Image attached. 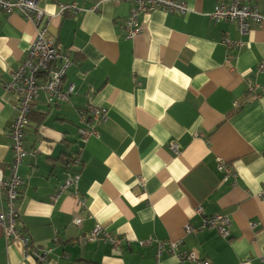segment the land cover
I'll use <instances>...</instances> for the list:
<instances>
[{"label":"crops","instance_id":"obj_1","mask_svg":"<svg viewBox=\"0 0 264 264\" xmlns=\"http://www.w3.org/2000/svg\"><path fill=\"white\" fill-rule=\"evenodd\" d=\"M36 1L51 15L60 3L77 2L86 10L55 18L48 28V38L71 52L64 79V88L75 87L69 103L47 106L39 97L25 131L17 228L34 245L52 250L42 264H157L146 241H181L183 250L210 264H264L258 261L264 251V73L256 71L264 59V0H244L263 18L245 34L235 23L210 20L222 0H181L188 13L141 16L143 31L132 40L121 27L127 3ZM94 6L97 11H90ZM34 34L19 14L0 12L4 175L12 159L8 130L17 97L3 85ZM226 38L243 43L231 50L230 63ZM254 85L260 97L247 101ZM88 106L107 109V119L83 143L77 129ZM79 149L77 197L85 210L78 209L72 189L53 201L68 172L65 162ZM219 162L236 178L224 182ZM218 213L229 218V240L210 230L185 234V226L198 228ZM98 223L123 245L87 241ZM0 264L39 263L24 256L18 241L6 240L0 227ZM158 264L180 263L163 253Z\"/></svg>","mask_w":264,"mask_h":264},{"label":"built area","instance_id":"obj_2","mask_svg":"<svg viewBox=\"0 0 264 264\" xmlns=\"http://www.w3.org/2000/svg\"><path fill=\"white\" fill-rule=\"evenodd\" d=\"M114 4H129V13L123 19L121 27L125 37L132 40L143 31L139 18L160 10L170 14L184 15L189 9L181 0H109ZM55 15L48 14L38 7L36 0H0V12L5 15L19 14L34 28V39L27 51L26 56L10 73L9 80L3 85L6 92L13 93L17 97L16 116L9 126L8 137L10 139L11 162L6 166V175L0 169V227L6 240L18 241L23 247L26 258H32L37 263H44L51 253V249L34 245L30 238L22 234L17 228L18 203L21 190L25 181L20 175L19 169L23 160L28 155L24 149L25 131L30 123V115L34 110L39 97L43 98L47 106H58L69 103L70 96L75 87L69 84L64 88V79L67 70L73 65L71 52L48 38V28L51 21L63 16H75L85 12L77 2L60 3L57 5ZM97 11L94 6L90 9ZM209 18L214 23H235L241 34H245L261 23L262 16L256 6L247 4L244 0H222L218 2ZM223 45L227 48L228 56L226 62L230 63L231 50L240 48L243 43L230 39H223ZM257 73H264V59L256 68ZM259 86L254 85L248 89L247 101L258 99L260 94L256 92ZM107 109L103 107L88 106L80 116L77 129L80 142L85 143L91 136L96 135L97 128L106 121ZM170 150L177 154L178 147L175 142L170 143ZM82 149H79L71 157L67 158V175L63 183L57 188L53 201L59 199L67 190L72 189L77 201L78 209L85 210L84 200L77 197V189L82 169ZM219 171L223 172V181L236 178L231 168L223 162L218 163ZM259 196L264 198V191ZM201 208L197 209L201 213ZM82 220L74 219V224L79 226ZM230 221L224 214H215L206 217L198 228L190 225L185 226L184 232L197 234L202 231H213L223 240L230 239ZM89 242L106 244L113 249L120 248L125 240L107 231L101 224H95L86 236ZM56 241V239H54ZM144 246L155 248V259L157 264L163 253L175 257L180 264H210L209 261L199 258L193 251L183 250L181 241L177 242H143ZM258 261L264 262V251L258 256ZM249 263V260H247Z\"/></svg>","mask_w":264,"mask_h":264},{"label":"trees","instance_id":"obj_3","mask_svg":"<svg viewBox=\"0 0 264 264\" xmlns=\"http://www.w3.org/2000/svg\"><path fill=\"white\" fill-rule=\"evenodd\" d=\"M31 116H32V115H30L29 119H31ZM42 118H43V117H41L40 120H43ZM69 157H71V155H70ZM65 164H67V161L65 162Z\"/></svg>","mask_w":264,"mask_h":264}]
</instances>
